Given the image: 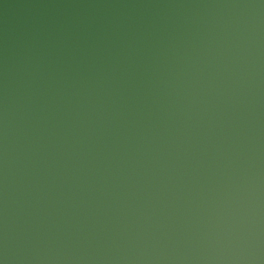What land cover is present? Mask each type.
Segmentation results:
<instances>
[{
	"label": "water",
	"instance_id": "95a60500",
	"mask_svg": "<svg viewBox=\"0 0 264 264\" xmlns=\"http://www.w3.org/2000/svg\"><path fill=\"white\" fill-rule=\"evenodd\" d=\"M260 4L0 0L7 264H227L233 222L264 254Z\"/></svg>",
	"mask_w": 264,
	"mask_h": 264
},
{
	"label": "clouds",
	"instance_id": "9594fccd",
	"mask_svg": "<svg viewBox=\"0 0 264 264\" xmlns=\"http://www.w3.org/2000/svg\"><path fill=\"white\" fill-rule=\"evenodd\" d=\"M261 7H264V0H261ZM224 238L227 243L234 246L235 249L242 250V254L233 255L230 257H221L220 259L227 264H264V254L260 251V236L259 229H256L255 234L252 228H245L239 222H233L228 225V231ZM254 243L255 251H245L252 247ZM0 264H7V255L0 256Z\"/></svg>",
	"mask_w": 264,
	"mask_h": 264
}]
</instances>
